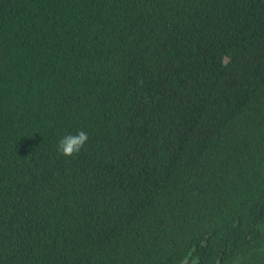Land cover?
<instances>
[{"label": "trees", "instance_id": "trees-1", "mask_svg": "<svg viewBox=\"0 0 264 264\" xmlns=\"http://www.w3.org/2000/svg\"><path fill=\"white\" fill-rule=\"evenodd\" d=\"M0 264H264V0H0Z\"/></svg>", "mask_w": 264, "mask_h": 264}, {"label": "clouds", "instance_id": "clouds-1", "mask_svg": "<svg viewBox=\"0 0 264 264\" xmlns=\"http://www.w3.org/2000/svg\"><path fill=\"white\" fill-rule=\"evenodd\" d=\"M89 140L86 131L79 130L75 134L68 133L57 141V151L64 157L77 156Z\"/></svg>", "mask_w": 264, "mask_h": 264}]
</instances>
